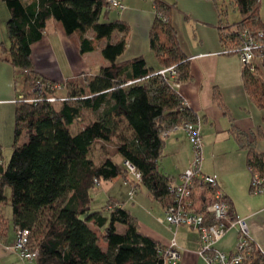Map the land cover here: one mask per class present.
<instances>
[{
  "label": "trees",
  "instance_id": "obj_1",
  "mask_svg": "<svg viewBox=\"0 0 264 264\" xmlns=\"http://www.w3.org/2000/svg\"><path fill=\"white\" fill-rule=\"evenodd\" d=\"M2 1L10 14V48L4 50V58L24 72L21 84L16 81L17 95L22 94L24 100L16 101L9 161L4 163L0 154V240L8 238L11 224L15 231L29 230V246L38 250L35 264H165L162 250L167 245L140 231L131 210L113 198L92 210L91 190L96 179L101 183L121 176L128 181L123 162L129 160L142 173L138 186L145 185L154 199L164 201L173 178L159 171L162 131L196 120L197 115L162 76L126 85L153 70L143 57L120 59L127 47L129 26L109 18L112 9L105 0ZM213 1L224 16L233 6L241 17L234 23L219 24L227 53L237 54L244 29L253 34L264 31L259 0ZM154 2L157 13L163 15H156L151 47L162 67L176 66L178 79L183 82L191 78L189 58L180 52L176 41L170 5ZM51 18L62 22L68 36L78 35L81 53L100 48L107 63L95 75L66 79L64 88L72 90L61 102L47 101V91L41 99L27 102L25 99L39 97L34 91L38 81L46 86L56 83L36 70L31 47L44 37ZM257 56L264 67V46ZM243 81L251 99L264 110V77L243 66ZM84 108L103 110L95 121L73 132L71 126ZM121 122L126 123L131 135L120 131ZM241 134L235 132L240 146L248 149V167L264 177V153L256 150L254 140L244 142ZM95 143L105 155L98 165L90 157ZM117 157L122 158L121 163ZM7 187L11 191V220L1 209L7 204ZM205 194L209 193H202L201 198ZM259 258L258 253L244 264H259Z\"/></svg>",
  "mask_w": 264,
  "mask_h": 264
},
{
  "label": "crops",
  "instance_id": "obj_2",
  "mask_svg": "<svg viewBox=\"0 0 264 264\" xmlns=\"http://www.w3.org/2000/svg\"><path fill=\"white\" fill-rule=\"evenodd\" d=\"M154 1L123 0L125 9L112 10L109 18L123 20L129 26L127 47L120 59L143 57L150 69L157 70L161 69L162 65L151 47V32L156 20ZM159 1L170 5L169 14L176 41L180 52L189 58L191 78L182 82L180 95L198 117L203 153L205 157L210 158L209 164L204 169L202 166V170L217 179L220 189L230 200L235 214L245 219L250 235L264 249V238L261 235L264 228V215H261L264 214V200L256 201L257 198L252 195L248 149L240 146L235 135V132L239 131L244 142L254 140L256 150L264 153V110L251 99L244 86L243 65L238 55L223 52L219 24L231 23L227 18L228 12L226 11L224 16L213 0ZM259 13L264 25V0L260 1ZM9 16L6 4L0 0V154L4 163H7L3 157L4 151L9 149L12 152L14 141L16 81L19 74L24 75L21 69L13 67L4 58V50L10 48L7 30ZM240 19L241 17L232 23ZM118 36L117 33L114 37ZM2 45L5 49L1 47ZM31 47L36 70L56 83L83 74L95 75L100 67L107 63L104 57L97 60L98 64L89 58V54L101 51L100 48L81 53L78 35L68 36L62 22L53 18L47 22L44 37L34 42ZM103 157L102 162L105 160L104 154ZM192 158V147L186 131L176 129L164 137L159 171L179 181L180 175L189 167ZM119 178L128 182L121 176L113 180ZM138 192L133 197H130L128 192V198L134 200L139 195ZM148 192L153 198L149 189ZM5 194L9 205L11 191L8 187L5 189ZM198 194H200L199 190ZM241 194L243 197H240ZM109 198L118 201L115 202L116 204L125 206L124 200L116 195L108 196L103 205ZM93 199L94 197L91 196V204ZM170 200V197H166L164 201H160L164 212ZM130 210L137 219L140 231L163 245H168L170 239H176L182 254L179 264H207L199 254L198 231L187 226H178L173 230L169 229L172 232L170 238L166 235V227L165 230L150 228L152 226L144 225L142 219L135 215L132 209ZM260 215L263 218L259 219ZM147 218L152 220V217ZM10 228L13 229L12 236L9 231L8 238L0 240V264H26L17 253L5 250V246L13 243L16 237L12 224ZM119 229L123 230V227L119 226ZM236 238L237 231L231 230L218 243V247L225 251H233Z\"/></svg>",
  "mask_w": 264,
  "mask_h": 264
},
{
  "label": "built area",
  "instance_id": "obj_3",
  "mask_svg": "<svg viewBox=\"0 0 264 264\" xmlns=\"http://www.w3.org/2000/svg\"><path fill=\"white\" fill-rule=\"evenodd\" d=\"M105 1L108 3L109 9L116 11L125 9L123 0ZM155 10L157 15V9ZM162 15V12H159L158 16L162 17ZM240 37L241 44L235 49L237 55L243 66H248L251 71H257L260 60L257 52L264 46V31L260 30L257 34H253L248 29H244L240 32ZM228 51V49L223 48L224 53ZM154 76H162L164 80L169 82L170 87L180 95L182 82L178 79L179 74L176 66L153 70L145 77L128 81L126 85L141 82ZM63 85L62 82L46 86L44 82L38 81L34 91L39 97L25 99V101H37L47 91V101L53 104L61 102L65 96L53 94L52 91L64 88ZM17 100H24L23 95H17ZM183 104L186 105L185 102ZM176 129L186 131L192 147L193 158L189 167L180 175L179 181L174 178L171 180L169 186L171 200L165 207V217L160 218V221L167 223L170 230L178 226H187L198 231L200 236L199 254L207 264H244L247 259H251L258 253L260 255L259 264H264V249L250 235L247 222L235 214L230 200L220 189L217 179L202 170L203 141L198 117L196 120H186L182 124H174L162 131V135L165 137ZM123 167L132 177L133 183L129 195L133 197L137 193L138 184L142 182V173L129 160L123 162ZM249 171L251 173L250 187L252 193H264V177L252 166L249 167ZM100 185L101 183L96 179L94 189L99 188ZM198 190L200 194H198ZM202 193L209 194H205L201 198ZM231 229H237L234 250H222L218 247V243ZM28 236L29 230L18 228L13 243L5 246V250L17 253L25 263L35 261L38 256V250H31ZM162 252L165 257V264L180 263L182 254L175 238Z\"/></svg>",
  "mask_w": 264,
  "mask_h": 264
},
{
  "label": "rangeland",
  "instance_id": "obj_4",
  "mask_svg": "<svg viewBox=\"0 0 264 264\" xmlns=\"http://www.w3.org/2000/svg\"><path fill=\"white\" fill-rule=\"evenodd\" d=\"M227 12H228L227 18L231 23H232V21H235V20H237V18L240 17L238 10L233 8V6L229 7ZM115 38L117 39V37H115ZM102 57L103 56L101 54V51H99V50L89 54L90 60H92L95 64H98L97 60H100V58L103 59ZM258 71L264 77V67L261 64L260 60H259L257 72ZM22 79H23V76L19 74L18 75V81H19L18 83L19 84H21ZM71 90H72V88L68 86V88H62V89L57 90L56 94L60 95V96H64L68 91H71ZM56 107H59V104H57ZM102 110H103V108H101L98 111H93L90 108H84L82 110L80 119L78 121H76L71 126L72 131L76 132L79 129H81L82 127H84L85 125L95 121L98 118L99 114L102 112ZM120 127H121L120 131H124L127 135H131V131L127 128V125L125 122H123V123L121 122ZM25 139L26 138L23 137L22 140L24 141ZM116 141L118 142V140H115L114 143H116ZM11 153L12 152L9 149L4 151L3 157H4L5 162L9 161ZM90 157L92 159H94V161L96 163L101 164L102 159L104 157H103V153L100 149L99 143L95 144L91 148ZM117 161L121 163L122 159L120 157H117ZM209 162H210V158L207 156L205 157V155L203 153V159H202L203 169H204V167H207ZM127 177H128L129 183L126 181L124 182V180L122 178H119L118 180L102 181L99 188L92 189L91 190V196L94 197L93 202L91 204L92 210L99 209L103 205V202L108 198V196H110V195L119 196L122 200H124L125 206L132 209L134 214L139 216V218L142 219V222L144 225H147L149 227L152 226L150 228L155 227V228H158L160 230H165L164 227H166V233H167L166 235L170 236V238H171L172 232L169 231V229H170L169 225L167 223H162V221H160L161 217H163V218L165 217V212L163 211L161 202L158 200H155L151 196H149L148 188L143 184H140L137 187L139 190V192L137 190L139 195L136 198H134V200L133 199L130 200L128 198L127 193L131 189V185H132L133 180H132L131 175L128 174ZM252 195H254L257 198L256 201L262 202L264 200V193H252ZM240 197H243L242 194ZM244 199H245V197L243 198V200ZM1 209L4 210L5 214L11 219V215H12L11 207L8 204H4L1 206ZM261 215H264V214H261ZM261 215L258 217L259 219L263 218V216H261ZM147 217H149V218L152 217L151 218L152 220L151 221L148 220ZM157 219L161 223L158 222ZM151 223H152V225H151ZM231 230L237 231V229H231ZM231 230H229V231H231ZM12 234H13V229L10 228V236H12ZM261 235L264 238V228L261 231ZM236 240H237V238H236ZM169 241L171 242V239ZM235 244H236V241L234 243L233 248L235 247ZM26 264H28V263H26Z\"/></svg>",
  "mask_w": 264,
  "mask_h": 264
}]
</instances>
